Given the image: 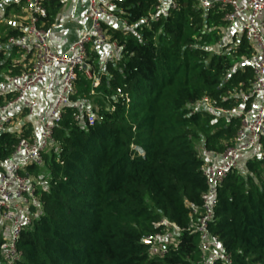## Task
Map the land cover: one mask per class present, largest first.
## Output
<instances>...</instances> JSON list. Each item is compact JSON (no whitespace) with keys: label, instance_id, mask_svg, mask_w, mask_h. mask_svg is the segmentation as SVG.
Listing matches in <instances>:
<instances>
[{"label":"trees","instance_id":"trees-1","mask_svg":"<svg viewBox=\"0 0 264 264\" xmlns=\"http://www.w3.org/2000/svg\"><path fill=\"white\" fill-rule=\"evenodd\" d=\"M121 25H108L112 40L123 48L121 58L103 68L92 64L98 87L79 73L73 99L55 129V145L44 154L49 170L41 207L19 241L17 264H199V235L187 230L188 203L200 207L207 184L195 139L228 135L232 145L239 118L198 107L205 97L231 105L232 88L246 90L253 72L247 41L229 53H211L227 27L219 8L201 9L195 0H178V9L158 21L150 18L158 0H116ZM48 28L59 0H45ZM16 10H18L16 8ZM7 14V13H6ZM125 26V25H124ZM19 34L15 29L2 36ZM222 44V42H221ZM12 75L26 71L13 66L0 51V70ZM227 75L228 72H231ZM0 72V81L2 80ZM120 90V92L118 91ZM95 120L76 119L92 95ZM14 97L13 93L0 103ZM198 107V108H197ZM204 107V106H203ZM218 118L215 120V118ZM31 129L21 124L0 134V161L9 156ZM260 154L235 168L220 187L209 231L231 264H264V140ZM41 176V168L31 167ZM166 218L182 228L178 244L153 255L143 239L161 228ZM0 231V264L2 263ZM216 264H226L218 260Z\"/></svg>","mask_w":264,"mask_h":264},{"label":"built area","instance_id":"built-area-1","mask_svg":"<svg viewBox=\"0 0 264 264\" xmlns=\"http://www.w3.org/2000/svg\"><path fill=\"white\" fill-rule=\"evenodd\" d=\"M6 1L0 0V7ZM11 1L17 6L23 1V5L18 6L22 17L18 27L19 34L10 35L3 41L0 39V51L4 47H13L30 57L31 65L26 71L10 76L6 82L14 97L0 103V134L10 129H20L17 108L28 115L36 113V98L29 94L33 88L41 86V91L52 96L53 101L49 110L41 115L37 133L31 137H22L12 153L0 161V229L3 233L1 264H17L21 257L19 241L22 232L32 223L35 210L40 209L42 191L47 186L46 179L30 169L44 165V154L56 143L55 129L62 120L66 107L82 106L73 100L77 93L79 73L84 72L93 81V87L100 84L90 62L89 48L106 49L104 66L116 62L121 58L123 47L112 40L107 26L120 24L123 28L127 25L119 18L116 0H83L89 12L90 24L69 49L60 52L53 48L49 30L45 28L48 15L45 0ZM59 2L65 5L70 0ZM195 2L201 9L219 8L224 12L227 22L225 41L229 49L245 39L252 51L249 60L253 72L250 86L246 90L235 87L228 91V98L235 99L233 104L221 105L217 99L205 97L197 105L210 107L221 115L235 116L240 121L234 143L223 152H210V159L202 166L207 184L201 195L202 205L198 207L188 203L190 224L187 230L199 235L202 253L199 264H216L218 260L231 264V256L225 253L218 240L211 235L209 226L223 182L239 167L241 157L260 149V143L264 140V98L256 107L251 106L255 97L264 96V0ZM178 4V0H158L150 18H143L140 22L158 21L162 16L178 9ZM58 69L62 73L59 86H43ZM75 117L78 120L87 118L90 123L95 120V114L88 108ZM159 226L161 229L146 236L143 243L149 246L151 254L163 256L170 248L176 247L178 235L183 229L166 218L161 219Z\"/></svg>","mask_w":264,"mask_h":264},{"label":"crops","instance_id":"crops-1","mask_svg":"<svg viewBox=\"0 0 264 264\" xmlns=\"http://www.w3.org/2000/svg\"><path fill=\"white\" fill-rule=\"evenodd\" d=\"M9 1V0H7ZM11 10L7 8L6 12L2 14V20H6V25L2 28V34L17 29L21 22V14L17 4L11 1ZM4 7V6H3ZM13 7V8H12ZM7 13V14H6ZM90 24V16L87 6L83 0H70L65 5H62L59 9L54 20L48 24V30L50 33V39L53 48L56 51H66L69 49L77 38L87 29ZM47 22H45V26ZM3 36V35H2ZM5 59L10 61L13 66L17 63L24 68H28L31 65V58L21 53L13 47H4ZM90 62L94 64H100V68L104 67V60L106 58V49L95 50L89 48ZM2 76V84H0V99H5L6 95L12 93L9 90L6 82L12 74L6 68L0 70ZM61 69L56 70L46 80L43 86L57 87L61 83ZM30 96H34L37 101V110L34 115H28L26 112H21L17 108V120L20 124L27 125L28 129H34L32 135L37 133L39 129V122L41 115L45 114L51 107L53 97L42 92L41 86L35 87L30 91ZM264 96H257L251 101V106L256 107L262 101ZM19 112V113H18ZM210 156V154H209Z\"/></svg>","mask_w":264,"mask_h":264},{"label":"rangeland","instance_id":"rangeland-1","mask_svg":"<svg viewBox=\"0 0 264 264\" xmlns=\"http://www.w3.org/2000/svg\"><path fill=\"white\" fill-rule=\"evenodd\" d=\"M10 5H11V0L6 1L5 3L2 2V7H0V19H2V14H4L3 12H6L7 11V8H9V10H11V6ZM21 5H23V1H21L18 6L21 7ZM1 22H0V30L2 31V28H4L5 25H6V20L5 21L2 20ZM123 28L124 29H128L129 27H128V25H125ZM2 35H4V34H2ZM225 39H226V31L224 30L221 33L219 43L216 44V45H212V46L209 47L211 53H222V52L229 53V46L227 44V41H225ZM222 41H225V42L223 44H221ZM232 72L233 71L228 72L227 75L229 73H232ZM97 98H100L101 101L105 103V105H110V103L108 101H104L103 100V96L101 94H95V95H92L91 98L88 100V104L89 105H87L86 107L88 109H92V107H95L96 106V108H97V105H98V103L96 102V99ZM74 101H76V100H74ZM77 102H79V101H77ZM202 108L211 109L210 107H207V106L206 107L205 106L204 107L202 106ZM216 119H218V118L216 117L215 120ZM15 124H17V120H15ZM32 131H34V129H31V132ZM232 139L233 138H231V137L229 138L228 135H225V136L219 137L217 139L210 140V144L215 147V150L214 151H210V149L206 147V145H205V139L204 138H202V139H195L194 140V146H195V148L197 150V153H198L199 157L202 158L204 161H207V160L210 159V156H209V153L210 152H212V153H214V152H223L224 150L223 151L219 150L221 148V146L222 145L225 146L227 144H230L231 141H232ZM257 154H260L261 155V152L259 151V149H255L253 152L248 153V154L242 156L241 159H240L239 167H238L239 170L240 171L244 170V162L246 160H248L249 158L254 157ZM48 174H49V170H48V168L44 164L41 167L40 175L41 176H44L45 178H48ZM0 231H1V229H0ZM2 234L3 233H1V235Z\"/></svg>","mask_w":264,"mask_h":264}]
</instances>
